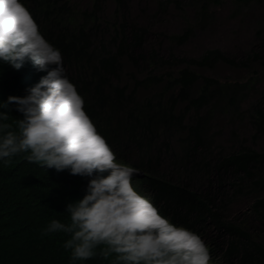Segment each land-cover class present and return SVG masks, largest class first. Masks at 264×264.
<instances>
[{
    "label": "trees",
    "instance_id": "1",
    "mask_svg": "<svg viewBox=\"0 0 264 264\" xmlns=\"http://www.w3.org/2000/svg\"><path fill=\"white\" fill-rule=\"evenodd\" d=\"M100 0H93L96 4ZM117 7L123 0H114ZM196 13L197 23L204 29L212 18L211 5L221 4V0H190ZM30 11L39 31L57 48L67 70H75V77L69 81L84 99L86 113L94 122L98 132L114 149L117 160L138 169L135 175L137 185L145 190L157 205L160 214L171 223L182 226L203 237L210 245L211 252L223 264H264V244L257 235L251 234L237 220L227 214L231 202L226 189L232 186L233 193L239 194L245 188L264 193V153L242 146L229 154L210 152L207 138L208 124L213 110L222 102L237 111L244 99V86L220 83L218 80L203 77L189 69L212 68L218 62L231 66L238 63L219 49L205 51L199 58L179 59L175 64H185L177 75L170 78H145L137 86L160 84L166 80L167 90H177L166 100L149 98L142 102L135 99V89L114 85L112 77H119L118 61L124 55L126 43L141 47L146 35L143 27L132 26L123 31L118 49L115 52L105 47H93L97 26L89 24L94 20L95 11L84 12L77 25L70 13L68 3L59 0H20ZM158 5L182 7V0H157ZM239 6L252 3L261 4L264 0H235ZM89 26V27H88ZM116 33V31H115ZM191 28L182 33L170 35L171 42L182 45L189 40ZM117 35V34H116ZM117 39V36H115ZM174 59L166 60L173 65ZM43 71H38L31 62L19 70L6 63H0V102L8 96H24L26 89L39 82ZM89 75V78L86 77ZM82 76H84L82 78ZM87 79V80H86ZM198 88L197 95L192 91ZM178 103H184L183 111H176ZM206 114L186 124V117L193 110ZM8 120L0 123L10 124L16 131V120L21 113L10 105ZM252 120L258 132H264V106L259 102L252 107ZM180 132L181 157L175 155L186 174L183 183L170 179L161 170L162 157L170 152V144L163 142L156 146L162 134ZM140 153L134 160L133 152ZM21 153L9 162L0 160V264H117L116 254L107 258L101 255L103 245L98 246L96 255L87 260H71V250L65 249V242L71 238L63 232L42 235V231L52 220L69 223L70 216L65 212L67 203L76 202L86 194L88 180L74 176L68 170L57 172L37 163H30ZM132 156H131V155ZM201 183L195 188L192 177L199 175ZM205 182V183H204ZM217 185V186H216ZM214 188V189H213ZM217 189V190H216ZM214 190V191H213ZM213 192V193H212ZM252 211L264 218V200L257 198ZM213 232L214 237H210ZM208 232V233H207ZM226 239L225 250L216 251L218 240Z\"/></svg>",
    "mask_w": 264,
    "mask_h": 264
},
{
    "label": "clouds",
    "instance_id": "2",
    "mask_svg": "<svg viewBox=\"0 0 264 264\" xmlns=\"http://www.w3.org/2000/svg\"><path fill=\"white\" fill-rule=\"evenodd\" d=\"M28 62L43 73L24 96L0 102V109L14 105L23 116L16 131L0 123V160L30 153V163L88 180L83 198L66 204L70 222L54 219L42 235L70 234L64 248L73 261L93 258L103 245L101 255L116 254L117 264H223L208 241L171 223L145 190L133 185L138 169L120 163L98 132L60 51L20 0H0V63L19 70ZM8 117L0 111V121Z\"/></svg>",
    "mask_w": 264,
    "mask_h": 264
},
{
    "label": "rangeland",
    "instance_id": "3",
    "mask_svg": "<svg viewBox=\"0 0 264 264\" xmlns=\"http://www.w3.org/2000/svg\"><path fill=\"white\" fill-rule=\"evenodd\" d=\"M59 1L68 3L67 6L77 25L82 22L81 14L95 11L94 20L90 19L89 24L97 26L93 39V47L97 49L105 47L113 53L118 49L123 31L129 30L132 26L146 29L141 47H134L128 44L129 42L125 44V53L118 61L119 77H112L114 85L127 86L129 91L134 88L135 99L140 102L160 97L166 100L170 95L177 93V90H167L166 80L157 85L136 87L137 82L145 78L168 79L170 78L168 74L176 76L186 65L175 64V59L199 58L210 49H219L234 59L238 63L236 66L224 62H218L212 68L189 66L190 70L200 76L213 78L224 84L244 86L242 90L244 99L237 111L233 112L225 102L212 108L213 114L207 131V138L210 140L209 150L213 155L219 152L229 154L242 146H247L264 153V132H258L252 120V107L258 102L259 108L264 106V2L239 6L235 0H221V4L211 5L212 18L208 25L201 29L190 0H182L180 9L173 4L160 6L157 0H123L119 8L114 0H100L96 4L93 0ZM186 28L192 30L186 43L178 45L170 41V35L182 33ZM173 59L172 66L165 63L166 60ZM65 73L76 78L74 69L72 71L66 69ZM84 78H89V75L86 74ZM198 88L193 89V95H197ZM183 109L184 103H178L176 111ZM207 110L202 109L199 113L191 110L186 117V124L204 116ZM184 138L180 132L162 134L156 146L163 142L170 144V152L162 157L161 170L170 179L180 178L186 183L188 182L186 174L175 158V155L181 157L180 145L181 139ZM140 155L134 151L133 157L130 158L136 161L140 159ZM262 174L264 176V166ZM200 181L199 174L192 177L191 184L197 188ZM133 185L138 186L137 181L133 182ZM247 185L241 193L235 195L232 186L226 188L227 198L231 199L227 206V214L251 234L257 235L264 244V218H259L252 211L258 197L264 200V193L257 195L255 191L249 190ZM208 234L214 237L213 232L209 231ZM225 240L219 238L216 248L218 253L225 250L222 246ZM233 262L237 264L238 259Z\"/></svg>",
    "mask_w": 264,
    "mask_h": 264
},
{
    "label": "bare ground",
    "instance_id": "4",
    "mask_svg": "<svg viewBox=\"0 0 264 264\" xmlns=\"http://www.w3.org/2000/svg\"><path fill=\"white\" fill-rule=\"evenodd\" d=\"M217 186V185H216ZM214 189V188H213ZM217 190V189H216ZM214 191V190H213ZM213 193V192H212Z\"/></svg>",
    "mask_w": 264,
    "mask_h": 264
}]
</instances>
